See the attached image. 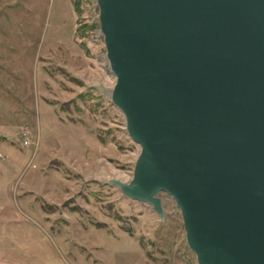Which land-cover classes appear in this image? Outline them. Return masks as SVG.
<instances>
[{
	"label": "rangeland",
	"instance_id": "1",
	"mask_svg": "<svg viewBox=\"0 0 264 264\" xmlns=\"http://www.w3.org/2000/svg\"><path fill=\"white\" fill-rule=\"evenodd\" d=\"M114 82L96 0H0V264H197L169 196L109 183L140 152Z\"/></svg>",
	"mask_w": 264,
	"mask_h": 264
},
{
	"label": "water",
	"instance_id": "2",
	"mask_svg": "<svg viewBox=\"0 0 264 264\" xmlns=\"http://www.w3.org/2000/svg\"><path fill=\"white\" fill-rule=\"evenodd\" d=\"M110 99L140 152L109 183L163 220L197 264H264V0H96Z\"/></svg>",
	"mask_w": 264,
	"mask_h": 264
}]
</instances>
